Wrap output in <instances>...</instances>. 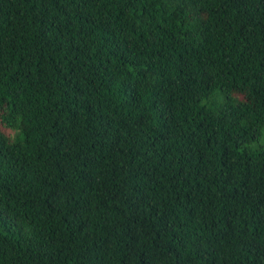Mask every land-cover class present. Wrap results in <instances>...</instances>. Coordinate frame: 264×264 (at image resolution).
Returning <instances> with one entry per match:
<instances>
[{"label":"trees","instance_id":"trees-1","mask_svg":"<svg viewBox=\"0 0 264 264\" xmlns=\"http://www.w3.org/2000/svg\"><path fill=\"white\" fill-rule=\"evenodd\" d=\"M0 264H264V0H0Z\"/></svg>","mask_w":264,"mask_h":264}]
</instances>
